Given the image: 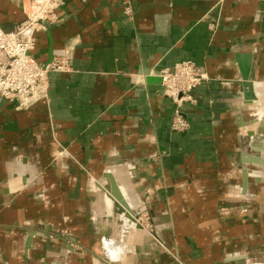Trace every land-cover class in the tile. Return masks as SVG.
<instances>
[{
  "label": "crops",
  "instance_id": "0c3cea01",
  "mask_svg": "<svg viewBox=\"0 0 264 264\" xmlns=\"http://www.w3.org/2000/svg\"><path fill=\"white\" fill-rule=\"evenodd\" d=\"M27 2L0 0L4 30ZM60 16L36 59L71 68L27 109L0 96V264H264V0H65ZM187 59L209 79L175 131L159 74Z\"/></svg>",
  "mask_w": 264,
  "mask_h": 264
},
{
  "label": "built area",
  "instance_id": "2783aa9c",
  "mask_svg": "<svg viewBox=\"0 0 264 264\" xmlns=\"http://www.w3.org/2000/svg\"><path fill=\"white\" fill-rule=\"evenodd\" d=\"M64 4L65 0H28L25 18L14 30L6 31L0 25V96L18 109H27L46 99L51 86L50 74L71 68L68 52L48 62L36 59V34L63 20L60 10ZM124 11L129 16L133 14L128 1ZM159 76L164 95L175 106L171 128L184 131L189 122L183 106L195 102L193 90L209 77L204 67L190 59L176 63L172 69H163ZM136 221L144 228H152L148 215H139Z\"/></svg>",
  "mask_w": 264,
  "mask_h": 264
},
{
  "label": "water",
  "instance_id": "95a60500",
  "mask_svg": "<svg viewBox=\"0 0 264 264\" xmlns=\"http://www.w3.org/2000/svg\"><path fill=\"white\" fill-rule=\"evenodd\" d=\"M159 80L162 81L161 77ZM244 80H245L244 87L252 88V83L248 80V78L246 76L244 77ZM258 145H259V143L257 141H253L251 144V148L256 150ZM249 161H254L256 163L259 162V160L257 158L249 159ZM107 188H108V191H111L110 198L114 202V208L117 211V213L124 214V216L127 219L136 222V217L133 216L129 207H127V205H126L121 193L119 192L118 188L116 187V185H112V186L110 185ZM139 226L141 227L140 224H139Z\"/></svg>",
  "mask_w": 264,
  "mask_h": 264
},
{
  "label": "rangeland",
  "instance_id": "374dc122",
  "mask_svg": "<svg viewBox=\"0 0 264 264\" xmlns=\"http://www.w3.org/2000/svg\"><path fill=\"white\" fill-rule=\"evenodd\" d=\"M144 215H145V214H144ZM144 215H142V216H144ZM133 216L137 217V216H139V214H137V215H136V214H133ZM140 216H141V215H140Z\"/></svg>",
  "mask_w": 264,
  "mask_h": 264
},
{
  "label": "bare ground",
  "instance_id": "6f19581e",
  "mask_svg": "<svg viewBox=\"0 0 264 264\" xmlns=\"http://www.w3.org/2000/svg\"><path fill=\"white\" fill-rule=\"evenodd\" d=\"M137 222V221H136ZM138 223V222H137Z\"/></svg>",
  "mask_w": 264,
  "mask_h": 264
}]
</instances>
